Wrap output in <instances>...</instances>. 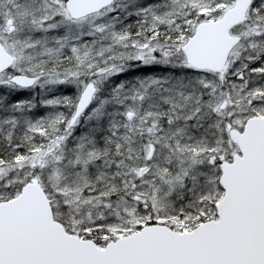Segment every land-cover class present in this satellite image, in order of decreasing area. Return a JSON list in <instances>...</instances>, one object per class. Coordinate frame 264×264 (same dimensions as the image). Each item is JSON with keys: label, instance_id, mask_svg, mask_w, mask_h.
Wrapping results in <instances>:
<instances>
[{"label": "snow or ice", "instance_id": "1", "mask_svg": "<svg viewBox=\"0 0 264 264\" xmlns=\"http://www.w3.org/2000/svg\"><path fill=\"white\" fill-rule=\"evenodd\" d=\"M0 264H264V0H0Z\"/></svg>", "mask_w": 264, "mask_h": 264}]
</instances>
